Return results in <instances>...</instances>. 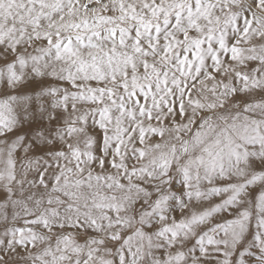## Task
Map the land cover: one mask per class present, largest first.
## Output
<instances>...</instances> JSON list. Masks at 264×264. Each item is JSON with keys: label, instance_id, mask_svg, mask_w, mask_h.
Listing matches in <instances>:
<instances>
[{"label": "snow or ice", "instance_id": "1", "mask_svg": "<svg viewBox=\"0 0 264 264\" xmlns=\"http://www.w3.org/2000/svg\"><path fill=\"white\" fill-rule=\"evenodd\" d=\"M0 264H264V0H0Z\"/></svg>", "mask_w": 264, "mask_h": 264}]
</instances>
